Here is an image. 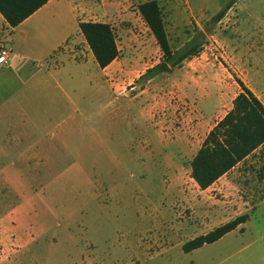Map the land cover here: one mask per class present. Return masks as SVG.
Masks as SVG:
<instances>
[{"label": "rangeland", "instance_id": "rangeland-1", "mask_svg": "<svg viewBox=\"0 0 264 264\" xmlns=\"http://www.w3.org/2000/svg\"><path fill=\"white\" fill-rule=\"evenodd\" d=\"M149 1L153 0H128L129 16L116 15L110 24L119 57L102 77L105 96L84 108L86 117L99 113V142L91 135L97 122L73 118V109L67 107L63 122L50 127V131L68 133L64 161L52 169L25 171L27 185L18 187L16 196L14 187L0 181V223L23 205L19 229L34 231L40 255L45 254L46 238L54 239L60 255L67 241L79 247L85 240L97 241L99 225H107V235L121 228L128 213L122 206L109 209L98 201L114 190L120 195L147 197L153 205L169 208L170 215L163 216L161 225L148 227L143 235L144 264H170L148 259L163 245L182 243L209 229V210L222 206L228 210L222 220L226 221L264 199V149L229 174L233 188L228 191L223 192L218 182L203 192L191 178L194 156L241 92L236 79L264 102V0H235L229 9L232 0H155L174 53L198 31L203 33L199 54L178 67L167 62L140 14L139 7ZM87 20L99 18L89 12ZM7 35L0 28V41ZM76 46L77 51L88 53L83 43ZM163 63L169 65L170 73L159 70ZM156 67L150 79L153 75L148 72ZM106 96L117 99L110 110ZM9 121L0 117V135ZM16 125L21 130L28 126ZM77 161L83 162L80 168L74 166ZM234 197L241 202V210L231 202ZM21 199L25 203H17ZM109 240L108 245L117 243L116 237ZM2 249L0 241V255ZM137 262L121 260L118 264Z\"/></svg>", "mask_w": 264, "mask_h": 264}, {"label": "crops", "instance_id": "crops-1", "mask_svg": "<svg viewBox=\"0 0 264 264\" xmlns=\"http://www.w3.org/2000/svg\"><path fill=\"white\" fill-rule=\"evenodd\" d=\"M129 7L128 0H51L16 28L10 27L0 14V28L4 27L9 32L0 43H6L13 54L9 63L0 65V117L10 119L5 132L0 135V181L1 185H11L16 189L13 195L20 193L18 187L27 185L25 171L52 169L69 151L67 131H50L53 123L63 122V111L67 107L73 109V118L96 121L98 127L91 135L96 142L101 139L99 113L86 117L84 108L98 104L99 99L105 96L106 86L102 77L114 62L105 69L99 67L81 34L79 23L110 25L113 19L116 20V15L126 19ZM89 12L97 14L99 20L88 21ZM82 43L87 54L77 51L76 44ZM106 98L107 110L115 107L117 99L114 96ZM18 123L28 126L21 130L16 125ZM263 149L264 145L213 186L202 191H209L218 182L223 192L233 188L231 179L227 178L229 174ZM82 165L80 161L74 163L77 168ZM114 191L98 201L107 204L109 209L122 206L123 212L128 213V221L121 228L113 229L111 235L104 234L107 225H99L97 241L85 240L80 247L77 242L73 245L67 241L60 255L58 245L52 243L54 239H45L43 256L38 253L39 240L34 231H20L22 205L12 218L0 223V241L5 247L1 250L0 264H118L121 260L132 262L134 259L138 260L134 264H144L143 235L148 227L161 225L163 216L170 215L169 208L155 206L147 197L132 196L128 192L120 195ZM231 202L241 210L237 197ZM17 203L25 202L21 199ZM227 211L222 206L209 210V229L182 243L163 245L160 252L149 257L148 261L159 258L170 264H264V199L253 208L236 212L222 221ZM244 213L249 220L220 240L189 253L183 250L190 240L206 235ZM145 218L148 222L143 226ZM14 220H17L15 224ZM111 236L117 238V243L108 245ZM101 246H105L104 249Z\"/></svg>", "mask_w": 264, "mask_h": 264}, {"label": "trees", "instance_id": "trees-1", "mask_svg": "<svg viewBox=\"0 0 264 264\" xmlns=\"http://www.w3.org/2000/svg\"><path fill=\"white\" fill-rule=\"evenodd\" d=\"M49 1L0 0V14L10 27L16 28ZM233 4L235 0L227 8ZM139 11L171 66L178 67L183 61L199 54L202 32L198 31L182 49L174 53L158 2H146L139 7ZM79 29L101 69L109 67L119 57L116 33L111 25L80 22ZM156 71L157 67L149 70L148 75H153L150 79L156 75ZM236 81L241 92L235 98L233 108L210 130L191 163V178L201 190L213 186L264 145V103L240 79ZM248 220V215L241 216L206 235L190 240L183 250L189 253L212 244Z\"/></svg>", "mask_w": 264, "mask_h": 264}, {"label": "built area", "instance_id": "built-area-1", "mask_svg": "<svg viewBox=\"0 0 264 264\" xmlns=\"http://www.w3.org/2000/svg\"><path fill=\"white\" fill-rule=\"evenodd\" d=\"M13 54L12 51L8 48L7 45H0V65H6L12 60Z\"/></svg>", "mask_w": 264, "mask_h": 264}, {"label": "water", "instance_id": "water-1", "mask_svg": "<svg viewBox=\"0 0 264 264\" xmlns=\"http://www.w3.org/2000/svg\"><path fill=\"white\" fill-rule=\"evenodd\" d=\"M158 68L161 72H168V73L171 72V68L169 67L167 63L161 64Z\"/></svg>", "mask_w": 264, "mask_h": 264}]
</instances>
